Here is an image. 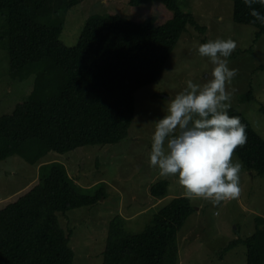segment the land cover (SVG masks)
I'll use <instances>...</instances> for the list:
<instances>
[{
    "label": "trees",
    "instance_id": "16d2710c",
    "mask_svg": "<svg viewBox=\"0 0 264 264\" xmlns=\"http://www.w3.org/2000/svg\"><path fill=\"white\" fill-rule=\"evenodd\" d=\"M84 0H0V41L8 54V73L20 81L34 76L22 103L0 116V162L13 156L29 164L48 152L66 154L77 148L116 144L127 137L135 110L134 94L156 82L186 26L194 17L177 0H126L131 7L161 3L172 17L161 25L153 18L133 22L118 15L89 16L77 43L59 40L66 12ZM232 2L233 22L256 29L264 25L249 14L243 0ZM264 14V0L253 5ZM252 99V93L246 94ZM262 110V109H261ZM245 125L247 140L233 154L244 168L264 176V139L233 108ZM24 193L0 208V264H72L71 230L57 214L95 205L104 191L81 194L60 163ZM168 183L150 185L149 194L162 199ZM194 212L187 197L173 198L140 232L129 233L115 215L108 225L102 264H176L177 233ZM254 233L228 243L246 248V264L264 263V219L256 217Z\"/></svg>",
    "mask_w": 264,
    "mask_h": 264
},
{
    "label": "rangeland",
    "instance_id": "374dc122",
    "mask_svg": "<svg viewBox=\"0 0 264 264\" xmlns=\"http://www.w3.org/2000/svg\"><path fill=\"white\" fill-rule=\"evenodd\" d=\"M177 1L182 10L192 14L197 27L186 26L156 82L135 92L136 114L124 140L80 147L66 154L48 152L33 164L18 156L0 162V208L45 178L53 162L64 166L79 193L93 196L98 189L104 191L95 205L57 214L60 227L72 232V264H102L108 225L115 215L122 217L127 232L137 233L176 197H187L194 210L177 233L176 264H246L244 245L224 254L221 250L235 239L251 236L256 217L264 219V176L243 165L239 195L213 203L210 199L189 198L176 177L162 176L149 164L155 121L166 114L168 101L183 91L186 81L203 84L211 78L213 65L198 54L197 48L217 38L236 42L228 57L229 68L237 70L226 85L231 92L230 108L242 114L264 139V35L256 38L255 28L233 22L230 0ZM96 14L118 15L133 22L153 18L155 25L172 17L171 11L158 2L131 7L126 0H84L66 12L60 42L74 46L85 20ZM4 29L0 25V34ZM8 63L5 43L0 41V116L26 100L34 81L33 75L22 81L11 79ZM250 92L252 99L248 101L246 94ZM232 159L239 160L234 154ZM159 180L168 183L162 199L149 194L150 185Z\"/></svg>",
    "mask_w": 264,
    "mask_h": 264
},
{
    "label": "clouds",
    "instance_id": "9594fccd",
    "mask_svg": "<svg viewBox=\"0 0 264 264\" xmlns=\"http://www.w3.org/2000/svg\"><path fill=\"white\" fill-rule=\"evenodd\" d=\"M243 0L254 22L264 25V14ZM233 39L209 40L197 52L213 65L206 83L186 81V87L168 101L166 114L155 121L149 164L165 177L174 176L189 198L218 203L239 195L242 164L233 160L237 146L247 140L245 125L230 116L231 92L226 90L237 70L229 68Z\"/></svg>",
    "mask_w": 264,
    "mask_h": 264
}]
</instances>
